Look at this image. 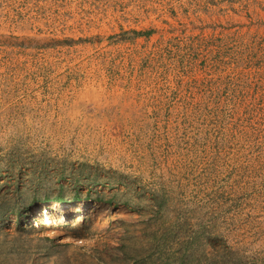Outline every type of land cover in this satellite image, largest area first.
I'll use <instances>...</instances> for the list:
<instances>
[{
	"label": "rangeland",
	"instance_id": "rangeland-1",
	"mask_svg": "<svg viewBox=\"0 0 264 264\" xmlns=\"http://www.w3.org/2000/svg\"><path fill=\"white\" fill-rule=\"evenodd\" d=\"M0 264H264V0H0Z\"/></svg>",
	"mask_w": 264,
	"mask_h": 264
},
{
	"label": "trees",
	"instance_id": "trees-1",
	"mask_svg": "<svg viewBox=\"0 0 264 264\" xmlns=\"http://www.w3.org/2000/svg\"><path fill=\"white\" fill-rule=\"evenodd\" d=\"M59 201H62L63 202V199H59Z\"/></svg>",
	"mask_w": 264,
	"mask_h": 264
},
{
	"label": "bare ground",
	"instance_id": "bare-ground-1",
	"mask_svg": "<svg viewBox=\"0 0 264 264\" xmlns=\"http://www.w3.org/2000/svg\"><path fill=\"white\" fill-rule=\"evenodd\" d=\"M47 217V216H46ZM48 218V217H47ZM49 222V220L48 221H46V223H48Z\"/></svg>",
	"mask_w": 264,
	"mask_h": 264
}]
</instances>
